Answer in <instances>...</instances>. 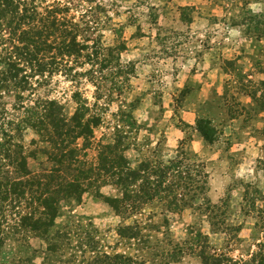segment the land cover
<instances>
[{
  "label": "rangeland",
  "instance_id": "rangeland-1",
  "mask_svg": "<svg viewBox=\"0 0 264 264\" xmlns=\"http://www.w3.org/2000/svg\"><path fill=\"white\" fill-rule=\"evenodd\" d=\"M258 22L264 0H0V72L12 59L21 71L11 72L28 83L18 91L0 83L12 159L50 173L49 155L65 158L67 146L105 181L61 200L47 234L19 221L42 211L29 194L6 203L0 264H264V35L253 38L251 28ZM28 39L41 67L24 53ZM35 100L56 102L69 120L79 112L93 136H78L76 122L66 141L60 126L49 134L14 129L23 109H13ZM196 118L216 129L212 144L195 130ZM108 147L125 156L132 178L109 169ZM168 161L183 173L180 199L152 174ZM6 163L0 176L21 179ZM146 179L154 183L146 203L123 199L126 185L135 198L131 190ZM195 180L207 185L194 195Z\"/></svg>",
  "mask_w": 264,
  "mask_h": 264
},
{
  "label": "trees",
  "instance_id": "trees-1",
  "mask_svg": "<svg viewBox=\"0 0 264 264\" xmlns=\"http://www.w3.org/2000/svg\"><path fill=\"white\" fill-rule=\"evenodd\" d=\"M251 28L253 29L255 33L254 35L257 39L264 35V23H253L251 24ZM31 42L35 43L34 40L31 41L28 39L25 45H23L24 53L32 56V61L34 62L35 67H41V65L36 63L37 56L34 52H37V49L33 44H31ZM7 64L9 69L0 72V83L5 85L2 87L15 91L24 90L28 83L24 76L19 79V75L16 74L17 72L21 71L20 65L15 61H12V59H9ZM11 71H15L16 73H12ZM261 82L262 87H264V80ZM21 98L22 97L20 96V99ZM252 99L257 100L255 94H253ZM56 105L57 103L51 100H35L33 105L30 107H23L22 105L19 109L14 108V111H21V109H23V112H20L19 118L16 119L17 123L11 121L10 123L13 125L14 129L17 128L19 130L21 127L28 126L37 131L46 132L47 134H49L50 129L56 130L60 126L64 131V141H66L69 132H73V130H71L73 123L76 122V128L79 130L77 131L78 136H83L84 138L88 137L87 139L93 136V132L90 127V120L83 121L84 117L79 115V112H77L74 117L69 120L64 117L62 111L59 113V110H56ZM0 130L3 134V142L0 141V169L2 168V162L8 160V163L6 164L10 167L13 166L16 174L20 175L21 177V179H7L4 176H0V247L2 246L3 239L2 224L5 217V205L9 201H27L26 195L29 194L31 202L30 204H33V199L36 201L38 208H42V211L39 213L38 217H35V214L38 211L34 212V214L32 212L26 213L19 218V221L22 225H27V220L28 225L32 230L40 231L42 229L41 232L47 234L48 229L54 224L55 219L58 216L61 200H66L72 197L79 198V196L88 191V189H90L96 181L102 184L105 183V181L93 179V171L91 168H81L82 162L78 159L80 152L78 153L76 149L68 148L67 146H64V148H67V151L65 150V154L67 155L65 158H58L56 154H53L54 156L52 154L49 155V160L54 163L50 173H48V170H44V173H32L28 168L26 157L20 156V161L12 159L11 149L13 148L10 147L11 140H9L11 139V135L7 134L3 127H0ZM195 130L207 144H212L215 141V135L217 131L214 126H212L211 121L196 118ZM6 136H8V138H6ZM47 140L51 145L54 146V149H58L54 138H49ZM6 143H8V145H6ZM107 149L108 153L113 155V152L109 150V147ZM15 151L19 152L17 150ZM103 159L107 160V166L111 171H114V175L116 176L126 174L128 178H130L132 174H135L133 169H131L128 160L122 154H115L113 155V158L105 157ZM168 163L169 165L165 166H153L152 174L153 176L159 175V180L162 182L164 179L171 182L170 186L171 188L173 187V189L169 190L166 188L165 191L174 193V197L180 199L181 193L177 192L179 191L177 189L181 186L185 188V191L187 190V187L181 184V180L183 181V173L181 172L179 165H173L172 161H168ZM73 164L78 165V167H74ZM143 166V172H146V170L149 168V164H145ZM205 177H207V174H205ZM128 178L125 179V181H130ZM190 180L193 181V179ZM118 181L120 182L121 180ZM151 185H154V183L150 182V179H146L145 184H143L140 189L135 191L131 190L132 193H137L135 198L127 195L130 186L126 185L127 188L125 190L123 199H132L134 206H139V203L144 204L146 203V200H149L152 195L150 193V190H153ZM206 185L207 180L203 182H196L195 180V184H191V187L194 190L193 192H195L194 195L196 194V191H199L201 188L205 189ZM36 194L38 196H36ZM178 194H180V197ZM183 195L186 196L187 194L183 193ZM127 204H129L131 207L130 203Z\"/></svg>",
  "mask_w": 264,
  "mask_h": 264
},
{
  "label": "crops",
  "instance_id": "crops-1",
  "mask_svg": "<svg viewBox=\"0 0 264 264\" xmlns=\"http://www.w3.org/2000/svg\"><path fill=\"white\" fill-rule=\"evenodd\" d=\"M253 38L257 39L256 37H253Z\"/></svg>",
  "mask_w": 264,
  "mask_h": 264
}]
</instances>
